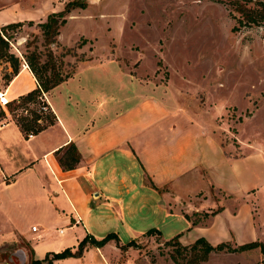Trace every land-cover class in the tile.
<instances>
[{"label": "crops", "instance_id": "1", "mask_svg": "<svg viewBox=\"0 0 264 264\" xmlns=\"http://www.w3.org/2000/svg\"><path fill=\"white\" fill-rule=\"evenodd\" d=\"M69 1L0 0V28L45 22ZM79 11L69 14L60 37ZM10 53L19 68L13 75L0 60L8 102L0 107V264H136L138 250L122 251L112 240L53 259L66 249L75 253L86 237L111 233L128 242L156 230L183 244L262 243L251 196L259 193L256 165L264 168V154H228L181 90L147 85L114 60L86 58L70 78L41 92L52 124L25 134L9 106L40 86L21 54ZM70 145L80 159L63 167L59 159ZM198 214L205 218L194 220ZM33 222L40 229H29ZM57 224L64 226L51 230Z\"/></svg>", "mask_w": 264, "mask_h": 264}, {"label": "rangeland", "instance_id": "2", "mask_svg": "<svg viewBox=\"0 0 264 264\" xmlns=\"http://www.w3.org/2000/svg\"><path fill=\"white\" fill-rule=\"evenodd\" d=\"M86 1V9L76 13L62 37L58 35L51 45L37 24H25L8 33L9 52L38 54L40 64H47L44 75L49 79L71 77L77 62L86 58L114 60L147 85L181 90L201 122L214 126L216 137L231 156L264 154V27L246 25L232 31L236 21L231 16H239V0ZM39 102L22 108L15 104L9 110L15 108V119L31 120V113H38L43 105ZM256 168L259 193L251 197L257 231L264 234V168L260 164ZM218 196L227 199L220 192ZM202 215H195L194 220L205 218ZM31 227L40 229L35 222ZM118 239L123 244L129 241ZM134 241L139 245L132 248L138 250L136 264H174L171 255L180 264L192 260V252L180 251L174 242L156 234ZM192 243L180 245L189 248ZM199 264L264 262L260 249L255 248L212 253Z\"/></svg>", "mask_w": 264, "mask_h": 264}, {"label": "trees", "instance_id": "3", "mask_svg": "<svg viewBox=\"0 0 264 264\" xmlns=\"http://www.w3.org/2000/svg\"><path fill=\"white\" fill-rule=\"evenodd\" d=\"M241 3V10L239 11V16L236 18L231 16L236 21V26L232 28L233 32L239 31L240 27L248 26H257V27H264V0H239ZM88 2L86 0H72L69 1L64 10L55 14H51L47 17L45 22L37 24L39 29L41 30L42 34L48 40V43L51 45L55 42L56 37L59 35V30L63 27L67 22V17L69 14L74 11L75 9H86ZM33 26V22L28 23H14L3 26L0 28V60L9 62L12 67V74L15 75L18 72L19 68V59L15 57L14 54L10 53V46H9V38L10 35L8 34L10 31L19 30L23 25ZM29 44L26 45L28 48ZM22 58L24 59L25 63L29 67L30 71L38 81L40 89L35 90L26 96L19 99L17 102L18 105L15 108H22L29 104H36L40 103L41 92H49L59 83L67 80L70 78L69 76L66 79H59L55 78L52 79L46 78L44 73L47 71V64H40L39 62V55L35 52L31 53H24L21 54ZM6 79H9L8 76H5ZM43 106V105H42ZM14 110V109H12ZM11 110V111H12ZM32 118L29 120L27 117H21L17 119V124L19 125L22 132L27 134L28 132L37 133L43 130L46 126L52 124L54 121V116L50 112H37L31 113ZM43 120V124H38V120ZM79 155L76 151V148L73 145L68 146L66 151V156L64 159H59L60 164L63 167H73L75 164L79 162ZM71 169V168H69ZM197 222L193 221V225H196ZM152 234L159 235L158 231L150 230L144 236H150ZM114 241L118 248L122 251L127 250L128 248H139V245L136 241L132 240L127 244H122L119 242V239L116 234L111 233L108 234L105 238L101 240H95L92 237L84 238L80 244L78 245V250L75 253H72L71 250L66 249L61 253L53 254V259H64L67 257H71L73 255H80L83 251L84 246L86 243H90L91 245L100 248L104 246L109 241ZM166 242H174L177 245L178 250L186 251L189 253H193L192 260L189 264H199L201 262H206L209 256L212 253H220V252H227V253H237L242 252L244 250H251L255 248H259L260 252L263 254V262H264V245L258 242H252L248 244H244L238 246L236 248H231L228 243H220L217 245H211L208 241L204 238H198L195 240L192 245L187 248L185 246H181L178 237H174ZM174 264H180L175 256H170ZM46 258L44 261H48ZM32 264H41L39 261H33ZM51 264V261L48 262Z\"/></svg>", "mask_w": 264, "mask_h": 264}, {"label": "built area", "instance_id": "4", "mask_svg": "<svg viewBox=\"0 0 264 264\" xmlns=\"http://www.w3.org/2000/svg\"><path fill=\"white\" fill-rule=\"evenodd\" d=\"M7 104H8L7 100L3 97V94L0 93V107H5V106H7ZM44 105L39 109V112H41V111L47 112L48 111L47 106H44ZM29 137H31V136H29ZM32 230L35 231V228H32Z\"/></svg>", "mask_w": 264, "mask_h": 264}]
</instances>
